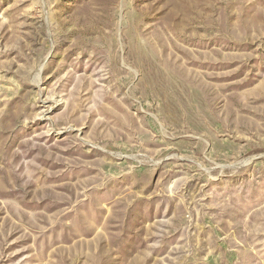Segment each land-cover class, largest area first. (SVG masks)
Listing matches in <instances>:
<instances>
[{
    "label": "rangeland",
    "instance_id": "374dc122",
    "mask_svg": "<svg viewBox=\"0 0 264 264\" xmlns=\"http://www.w3.org/2000/svg\"><path fill=\"white\" fill-rule=\"evenodd\" d=\"M0 264H264V0H0Z\"/></svg>",
    "mask_w": 264,
    "mask_h": 264
}]
</instances>
